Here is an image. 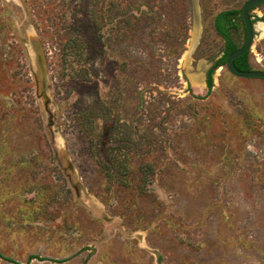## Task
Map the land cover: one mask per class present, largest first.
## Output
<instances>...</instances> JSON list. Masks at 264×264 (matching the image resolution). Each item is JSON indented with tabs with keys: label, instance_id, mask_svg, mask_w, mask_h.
Listing matches in <instances>:
<instances>
[{
	"label": "rangeland",
	"instance_id": "374dc122",
	"mask_svg": "<svg viewBox=\"0 0 264 264\" xmlns=\"http://www.w3.org/2000/svg\"><path fill=\"white\" fill-rule=\"evenodd\" d=\"M246 1L0 0V264H264V79L206 85Z\"/></svg>",
	"mask_w": 264,
	"mask_h": 264
},
{
	"label": "water",
	"instance_id": "95a60500",
	"mask_svg": "<svg viewBox=\"0 0 264 264\" xmlns=\"http://www.w3.org/2000/svg\"><path fill=\"white\" fill-rule=\"evenodd\" d=\"M264 3V0H247L241 8V21L243 22L245 29V39L241 46L233 50L231 53L227 55L225 58V68L229 73L236 77L240 78H262L264 79V71L263 70H239L234 65L235 58L244 54L248 51L252 45L254 39V25L251 21L250 10L260 4ZM222 53H217L210 58V62L212 63L214 60L220 58Z\"/></svg>",
	"mask_w": 264,
	"mask_h": 264
},
{
	"label": "trees",
	"instance_id": "16d2710c",
	"mask_svg": "<svg viewBox=\"0 0 264 264\" xmlns=\"http://www.w3.org/2000/svg\"><path fill=\"white\" fill-rule=\"evenodd\" d=\"M235 13H236V10H225V12L222 11L219 14H217L214 19L215 31L222 38L224 42V50H223L224 55L218 58L216 62L213 64V66L207 72L206 85H207L208 90L211 89L212 84H213L212 75H211L213 67L224 65L225 58L227 57V55L239 47L235 45L229 33V30L231 29V22L229 20H230V17L234 15ZM240 14H241V10H240ZM248 52L249 50L246 51L244 54L240 55L239 57L235 58L234 65L237 69L251 70L248 59H247Z\"/></svg>",
	"mask_w": 264,
	"mask_h": 264
},
{
	"label": "flooded vegetation",
	"instance_id": "af4514ba",
	"mask_svg": "<svg viewBox=\"0 0 264 264\" xmlns=\"http://www.w3.org/2000/svg\"><path fill=\"white\" fill-rule=\"evenodd\" d=\"M243 23V22H242ZM244 26V25H243ZM245 30V29H244ZM245 39V38H244ZM224 52V51H223ZM222 55H224V53H222Z\"/></svg>",
	"mask_w": 264,
	"mask_h": 264
},
{
	"label": "bare ground",
	"instance_id": "6f19581e",
	"mask_svg": "<svg viewBox=\"0 0 264 264\" xmlns=\"http://www.w3.org/2000/svg\"><path fill=\"white\" fill-rule=\"evenodd\" d=\"M197 76H198V75H197ZM198 78H199V77H198ZM198 78H197V79H198Z\"/></svg>",
	"mask_w": 264,
	"mask_h": 264
}]
</instances>
